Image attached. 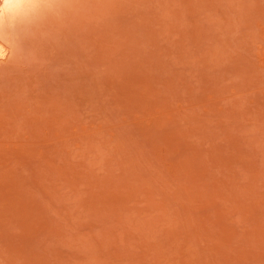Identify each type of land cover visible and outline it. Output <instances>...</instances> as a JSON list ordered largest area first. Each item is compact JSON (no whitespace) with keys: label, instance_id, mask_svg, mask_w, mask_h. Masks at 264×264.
Wrapping results in <instances>:
<instances>
[{"label":"rangeland","instance_id":"rangeland-1","mask_svg":"<svg viewBox=\"0 0 264 264\" xmlns=\"http://www.w3.org/2000/svg\"><path fill=\"white\" fill-rule=\"evenodd\" d=\"M0 0V264H264V0Z\"/></svg>","mask_w":264,"mask_h":264},{"label":"clouds","instance_id":"clouds-1","mask_svg":"<svg viewBox=\"0 0 264 264\" xmlns=\"http://www.w3.org/2000/svg\"><path fill=\"white\" fill-rule=\"evenodd\" d=\"M19 7L18 4L16 3H10L8 2V0H4V3H3V12L5 14H8L10 12H14L15 9H17Z\"/></svg>","mask_w":264,"mask_h":264}]
</instances>
